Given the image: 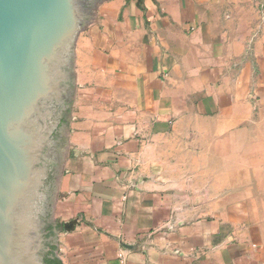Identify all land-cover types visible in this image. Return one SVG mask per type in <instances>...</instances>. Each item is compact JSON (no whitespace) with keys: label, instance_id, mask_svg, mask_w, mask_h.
I'll use <instances>...</instances> for the list:
<instances>
[{"label":"crops","instance_id":"obj_1","mask_svg":"<svg viewBox=\"0 0 264 264\" xmlns=\"http://www.w3.org/2000/svg\"><path fill=\"white\" fill-rule=\"evenodd\" d=\"M205 2L134 0L123 9L106 0L79 35L53 213L63 264H264V171L247 180L234 171L244 161L227 160L224 180L215 172L208 187L170 191L157 144L185 119L192 94L200 93L199 118L264 124V39L221 65L215 50L202 49L218 19L203 13ZM238 104L259 111L238 116ZM250 166L264 168V160Z\"/></svg>","mask_w":264,"mask_h":264},{"label":"water","instance_id":"obj_2","mask_svg":"<svg viewBox=\"0 0 264 264\" xmlns=\"http://www.w3.org/2000/svg\"><path fill=\"white\" fill-rule=\"evenodd\" d=\"M94 1L91 13L85 0H0V264H45L50 224L58 250L53 213L76 95L75 48L106 0Z\"/></svg>","mask_w":264,"mask_h":264},{"label":"rangeland","instance_id":"obj_3","mask_svg":"<svg viewBox=\"0 0 264 264\" xmlns=\"http://www.w3.org/2000/svg\"><path fill=\"white\" fill-rule=\"evenodd\" d=\"M114 1L125 2L124 9L126 3L134 0ZM202 7L206 15L218 17L217 22L208 23L207 30L211 31L212 38H209L210 34L207 35L208 44L203 45L202 49L215 50V56L221 65L225 66L227 59L235 53L240 54L247 41H250V50L254 47L257 37L264 39V0H206ZM230 17L233 19L225 20ZM245 33L250 34L251 40L235 38ZM185 44L188 49L196 46L193 38L187 39ZM189 91L193 92L194 88L187 87L186 92ZM200 98V93L196 94V97L193 94L191 97L187 96L185 119L175 121L170 132L157 141L163 150L160 155L163 159L164 174L171 181L168 184L170 191L188 194L195 188L208 187L209 176L215 172L218 179L224 180L226 168L222 167L227 160L230 163L244 161L245 166L234 168V171H244L247 180L256 179V174L262 173L264 168L257 169L250 165L252 162H262L264 153L251 150L257 149L258 145L264 146L262 121H251L249 118L241 120L240 117L233 121L199 118V105L197 106L196 101ZM238 106V116L243 112L244 115L249 113L252 117V112L259 111L257 104L249 105L246 111L244 107L242 109L241 104ZM217 186L220 189L225 184L219 182ZM258 202L250 200L245 201V204L256 207Z\"/></svg>","mask_w":264,"mask_h":264},{"label":"flooded vegetation","instance_id":"obj_4","mask_svg":"<svg viewBox=\"0 0 264 264\" xmlns=\"http://www.w3.org/2000/svg\"><path fill=\"white\" fill-rule=\"evenodd\" d=\"M94 3H95L94 0H92V2H89L88 0H85V2H84V10H86L88 12H90V10H91V13H93L92 7H93ZM64 124L67 125L66 122L62 121V123L59 126V129H58L57 133L55 134V137L57 139L58 144H60L64 140V134L62 132ZM50 181H51L50 183L53 184V179H51ZM51 188L54 189V186L52 185ZM49 217H50V215H49ZM46 233H47L46 237L48 239L47 246L49 248V253L47 254V256H49V254L51 253L52 247H56V244H55V241H54V238H55V227L50 224L48 226L47 230H46ZM47 256H46V258H47Z\"/></svg>","mask_w":264,"mask_h":264},{"label":"trees","instance_id":"obj_5","mask_svg":"<svg viewBox=\"0 0 264 264\" xmlns=\"http://www.w3.org/2000/svg\"><path fill=\"white\" fill-rule=\"evenodd\" d=\"M56 247H52L51 253L45 259V264H63L61 259L56 256Z\"/></svg>","mask_w":264,"mask_h":264}]
</instances>
